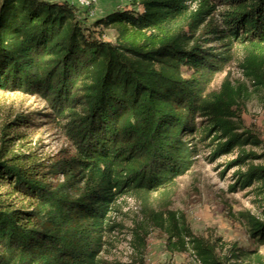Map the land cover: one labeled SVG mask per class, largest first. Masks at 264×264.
Masks as SVG:
<instances>
[{
	"label": "trees",
	"instance_id": "trees-1",
	"mask_svg": "<svg viewBox=\"0 0 264 264\" xmlns=\"http://www.w3.org/2000/svg\"><path fill=\"white\" fill-rule=\"evenodd\" d=\"M125 1L88 25L67 0H0V91L39 96L74 149L53 165L56 183L24 155L0 151V264H108L110 215L125 196L139 203L130 264H144L154 230L168 252L199 264H264L256 249L193 234L170 209L202 149L211 148L209 161L237 150L227 167L244 171L229 190L254 187L261 215L241 218L264 245V141L242 119L247 89L226 77L210 90L236 44L245 80L264 93V0ZM99 28L114 29V42ZM215 41L223 52L207 47ZM29 123L17 115L9 125Z\"/></svg>",
	"mask_w": 264,
	"mask_h": 264
},
{
	"label": "rangeland",
	"instance_id": "rangeland-1",
	"mask_svg": "<svg viewBox=\"0 0 264 264\" xmlns=\"http://www.w3.org/2000/svg\"><path fill=\"white\" fill-rule=\"evenodd\" d=\"M190 11H195L197 3H187ZM125 0H98L91 14L80 9L81 18H86L88 25L108 13L127 8ZM223 7H217L213 13L217 24ZM84 12V13H83ZM102 32L105 41L114 42L115 30L97 29ZM223 41L208 44L214 52L225 50ZM229 56L224 70L214 77L210 90L216 91L224 78L228 77L235 86L247 89V96L242 109V119L246 127L254 130L264 141V93L250 86L242 74L239 65L242 61V49L234 44L226 53ZM26 116L30 121L23 127L15 128L9 123L15 116ZM250 149V148H248ZM0 151L6 157L20 154L35 164L39 173L44 174L50 183L61 179L53 171V165L69 157L74 149L65 137L61 127L53 118L46 103L39 96L20 92L0 91ZM256 154L261 150L254 148ZM211 148L202 149L192 169L177 180V190L172 198L171 210L184 215L191 231L195 235H206L212 231L228 247L235 244L245 250L256 249L264 257V245L257 246L248 238L241 214L246 212L260 216L263 202L256 195L254 187L231 192L237 173L244 171V166L227 164L237 157V150L222 155L213 161L208 160ZM255 163H261L257 160ZM16 202H22L17 198ZM139 216V203L132 197L119 199L117 208L110 215L116 229L106 236V245L101 258L108 264H130L134 259L131 246L130 229ZM166 237L159 230H154L146 240L144 264H199L187 253H170L165 247ZM235 264H256L253 258L238 260Z\"/></svg>",
	"mask_w": 264,
	"mask_h": 264
},
{
	"label": "built area",
	"instance_id": "built-area-1",
	"mask_svg": "<svg viewBox=\"0 0 264 264\" xmlns=\"http://www.w3.org/2000/svg\"><path fill=\"white\" fill-rule=\"evenodd\" d=\"M77 8L86 11L88 14L92 13V9L97 4L98 0H67Z\"/></svg>",
	"mask_w": 264,
	"mask_h": 264
},
{
	"label": "crops",
	"instance_id": "crops-1",
	"mask_svg": "<svg viewBox=\"0 0 264 264\" xmlns=\"http://www.w3.org/2000/svg\"><path fill=\"white\" fill-rule=\"evenodd\" d=\"M47 1H50V2H60V1H63V0H47Z\"/></svg>",
	"mask_w": 264,
	"mask_h": 264
}]
</instances>
